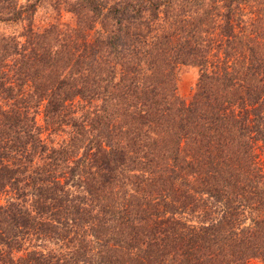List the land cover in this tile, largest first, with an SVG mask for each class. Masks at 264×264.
I'll use <instances>...</instances> for the list:
<instances>
[{
	"label": "trees",
	"instance_id": "obj_1",
	"mask_svg": "<svg viewBox=\"0 0 264 264\" xmlns=\"http://www.w3.org/2000/svg\"><path fill=\"white\" fill-rule=\"evenodd\" d=\"M28 1L10 8L6 20L32 13L36 1ZM66 4L72 28L49 26L23 43L0 39V158L29 163L43 153L28 107L42 105L45 124L58 121L70 134L30 174L0 163V190L16 195L0 206L4 238L12 243L56 227L74 236L89 232L103 253L97 264L264 260L263 177L229 164L239 163L253 142L261 143L264 158V0ZM244 9L251 15L246 24ZM160 12L167 25L153 28ZM93 29L88 40L85 32ZM6 59L8 78L1 69ZM187 65L200 73L185 104L175 75ZM58 166L69 176L60 185L53 181ZM67 182L81 189L54 193ZM113 187L122 195L108 208L98 190ZM27 198L30 210L21 205ZM184 213L197 224L181 222ZM42 215L48 218L37 222ZM71 252L58 264H92Z\"/></svg>",
	"mask_w": 264,
	"mask_h": 264
},
{
	"label": "rangeland",
	"instance_id": "obj_2",
	"mask_svg": "<svg viewBox=\"0 0 264 264\" xmlns=\"http://www.w3.org/2000/svg\"><path fill=\"white\" fill-rule=\"evenodd\" d=\"M33 1L34 0H30L28 1V3H33ZM35 1V9L32 13H23L20 20L7 21L6 19H8L7 16H9V9L13 7L17 10L19 7L23 6L26 3V0H0V7H2L0 9V39L1 37L13 38L16 42L23 43L28 39L29 34L31 37L33 34H40V32H42L43 30L49 29V26H54V28L58 30H65L67 27L72 28L74 26V16H72V14L67 11L66 4L67 1L71 2L73 0ZM106 2L107 4H110L112 0H106ZM240 14L242 15L241 21H243L244 24L248 23L251 15L247 14V9L242 10ZM155 23L156 25L153 24V28L158 29L163 28V26L167 25V23H165L164 25L163 14L161 12L158 14V19L155 20ZM240 26L241 23L238 24V27ZM95 30L98 29H93L91 31L85 32V34H87L88 36V40H91ZM235 30L238 31V28ZM10 62L11 59L4 60L3 66L1 68L3 74L6 75V78L11 76L12 71H10V69L7 67L8 65H11ZM47 71L48 70H45L44 73H46ZM38 73L42 72L38 71ZM199 73L200 70L196 66L187 65L179 66L177 68V72L175 75L176 95L185 104L190 101L195 92V85ZM27 86V84H23L20 90V92L22 91V95L24 96L29 91V88ZM1 104L2 100L0 99V105ZM22 106H28V104L24 103ZM28 108L29 109L27 110V115L34 118L35 126L39 129V135L37 137H39V144L42 146V148H44L43 153L40 155L34 153L29 157V163L26 157L8 158V160L5 158H0V163L19 170L26 168L27 170L25 171V173L30 174L31 171L36 170L37 168L44 165L43 161L45 160V158H43V156L45 154H48L50 150L56 151L61 149L63 145H67L70 134L67 133L68 127L64 126L57 120V124H45L42 105H39L37 108ZM52 126L54 127L53 131L51 130ZM41 157L42 159H40ZM229 164L231 168H233L236 172H238L240 169L247 168L253 174H260L261 177H263V179L260 180H264V158L262 145L259 142H253L249 145V149L245 152L244 158L242 157L239 163L234 164L229 162ZM57 170L60 173V176L57 177L56 174H58V172L53 169V171H55L53 181L60 185L64 181H67L69 176L65 170H60L59 166L57 167ZM73 179L75 181V176L73 177ZM70 183L71 182H67L63 184L61 190H54V193L61 195L64 190H67L70 193L72 191L81 189L70 186ZM22 185L23 184H21L20 186ZM46 186H48L47 183ZM98 191V202L100 204L108 206V208H114L117 203V195H122L121 191H118L117 187H113L111 189L112 193L106 189ZM125 191L130 192L129 188ZM130 194H132V192H130ZM13 200H16V195L13 190L8 188L7 186L4 189L0 190V206L4 207L8 204L9 201ZM28 202L29 199L27 198V201L22 202L21 205L23 208H27L28 210H30L31 208L29 207ZM244 211L246 212L247 208H245ZM243 215L247 216L246 213H244ZM47 218V216L42 215V217H39L40 220L38 219L37 222H42ZM177 218L181 222H186L188 225H196L198 220L194 214L186 215V213L181 216H177ZM244 222H247V220ZM0 233V264H34L33 261H21L22 259H27V257H36L37 260L35 261V264H58L61 262V260L65 263L66 258L64 257H70L71 255L69 254H72L71 251H74L75 249H77V251L82 254L83 258H89L90 260H92V264H97V261H99L100 256H102L103 254L99 251V248L95 249V244L90 243L91 235L89 232L77 233L76 236H74L72 233H67V230L65 228L59 230L58 227H56L54 232L55 234L49 233V231L45 232L44 230H33L31 232L21 234L12 243L9 242L8 239L4 238L3 232ZM100 236L102 237L103 235ZM110 246L111 248H114V246ZM263 263L264 260L259 261L258 259H250L248 262V264Z\"/></svg>",
	"mask_w": 264,
	"mask_h": 264
}]
</instances>
